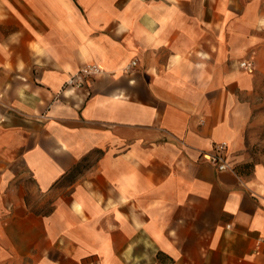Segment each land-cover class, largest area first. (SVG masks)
Returning a JSON list of instances; mask_svg holds the SVG:
<instances>
[{
	"label": "crops",
	"instance_id": "obj_1",
	"mask_svg": "<svg viewBox=\"0 0 264 264\" xmlns=\"http://www.w3.org/2000/svg\"><path fill=\"white\" fill-rule=\"evenodd\" d=\"M259 100L264 0H0V264H264Z\"/></svg>",
	"mask_w": 264,
	"mask_h": 264
},
{
	"label": "built area",
	"instance_id": "obj_2",
	"mask_svg": "<svg viewBox=\"0 0 264 264\" xmlns=\"http://www.w3.org/2000/svg\"><path fill=\"white\" fill-rule=\"evenodd\" d=\"M136 64H137V61L133 60L131 62V65L128 68ZM240 67L248 70L249 72H253L255 69V64H254V61L252 60H242L240 62ZM79 72L85 77L95 76L102 72V67H100L99 65L95 63L87 64L84 67H82ZM76 76L77 75L71 76L69 80L67 81L66 86H76V87L82 86L83 82L80 80H77ZM227 151H228V144L226 142H220V143L215 144L212 152L204 153L202 154V156L206 160L216 165L217 168L220 170L231 169L232 164L230 163L228 159ZM84 264H99V263L91 260V261L85 262Z\"/></svg>",
	"mask_w": 264,
	"mask_h": 264
},
{
	"label": "rangeland",
	"instance_id": "obj_3",
	"mask_svg": "<svg viewBox=\"0 0 264 264\" xmlns=\"http://www.w3.org/2000/svg\"><path fill=\"white\" fill-rule=\"evenodd\" d=\"M258 104H262L261 107H264V101L259 100V101H258Z\"/></svg>",
	"mask_w": 264,
	"mask_h": 264
}]
</instances>
